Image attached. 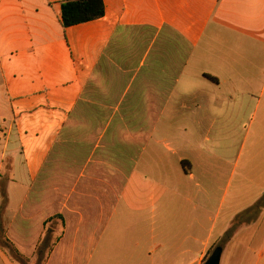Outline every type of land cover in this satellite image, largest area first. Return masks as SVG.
<instances>
[{
  "label": "crops",
  "instance_id": "0c3cea01",
  "mask_svg": "<svg viewBox=\"0 0 264 264\" xmlns=\"http://www.w3.org/2000/svg\"><path fill=\"white\" fill-rule=\"evenodd\" d=\"M65 1L0 0V237L28 264H264V0L69 28Z\"/></svg>",
  "mask_w": 264,
  "mask_h": 264
},
{
  "label": "trees",
  "instance_id": "16d2710c",
  "mask_svg": "<svg viewBox=\"0 0 264 264\" xmlns=\"http://www.w3.org/2000/svg\"><path fill=\"white\" fill-rule=\"evenodd\" d=\"M104 16V3L103 0H66L61 4V22L64 28L73 27L80 24L89 23ZM2 195V207L5 206L4 192ZM262 208L261 204H257L253 212L257 213ZM245 216L238 217L235 222V227L239 221ZM4 239V238H3ZM5 243L10 245L6 240Z\"/></svg>",
  "mask_w": 264,
  "mask_h": 264
},
{
  "label": "rangeland",
  "instance_id": "374dc122",
  "mask_svg": "<svg viewBox=\"0 0 264 264\" xmlns=\"http://www.w3.org/2000/svg\"><path fill=\"white\" fill-rule=\"evenodd\" d=\"M168 141V140H167ZM150 175H151V177H156L157 176V174L155 173V172H152V173H150ZM201 183V182H200ZM234 184H235V182L234 181H232L231 182V187H230V193L233 191V188H234ZM1 198V197H0ZM0 210H2V207H1V209ZM258 216H260L261 214H260V212L257 214ZM256 215V216H257ZM8 216V215H7ZM121 217V216H120ZM117 219H119V217L118 218H116V220ZM125 220H129L131 223H134V222H146V223H154V220H155V218H154V215L152 216V215H150L149 213H130L129 214V218H125ZM233 228H235V225L233 226ZM1 230H2V226H1V224H0V236H2V232H1ZM142 230H144V229H142ZM130 231V230H129ZM138 231V230H137ZM145 232H147V231H149V230H144ZM132 235H135L134 233H135V230L134 229H132L131 230V232H130ZM244 234H246V233H243L242 235H241V239L242 240H246L247 238H246V236H243ZM229 238H231V235L230 236H228ZM51 241H52V238H51ZM229 240H226V241H224L223 243H222V246L225 244L226 245V243L228 242ZM0 254H6L9 258H10V264H19V263H21V264H28V262H26V261H22V259H20V258H18V254H17V252L14 250V248L12 247V246H10V245H8L7 243H5V241H4V239H3V237H0ZM254 245H255V243L252 245V247H254ZM235 246L237 247L238 245H237V243L234 245V244H230V245H228L227 247H226V251H231V250H233V248H235ZM217 247V244H214L212 247H211V249L209 250V253H208V256H207V258L211 255V253L213 252V250L215 249ZM40 251V249H38V252ZM45 255H46V248L44 249V253H43V259L42 260H40V261H38L37 263L35 262L34 264H43V261H44V257H45ZM206 258V259H207ZM225 258H226V256L224 255V258H222L221 259V264H226V260H225Z\"/></svg>",
  "mask_w": 264,
  "mask_h": 264
},
{
  "label": "water",
  "instance_id": "95a60500",
  "mask_svg": "<svg viewBox=\"0 0 264 264\" xmlns=\"http://www.w3.org/2000/svg\"><path fill=\"white\" fill-rule=\"evenodd\" d=\"M222 248L216 247L204 264H220Z\"/></svg>",
  "mask_w": 264,
  "mask_h": 264
}]
</instances>
